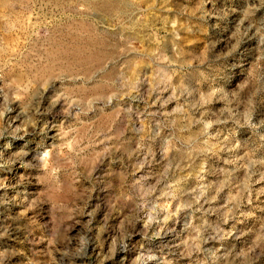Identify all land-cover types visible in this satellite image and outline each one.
<instances>
[{
  "label": "rangeland",
  "instance_id": "1",
  "mask_svg": "<svg viewBox=\"0 0 264 264\" xmlns=\"http://www.w3.org/2000/svg\"><path fill=\"white\" fill-rule=\"evenodd\" d=\"M0 264H264V0H0Z\"/></svg>",
  "mask_w": 264,
  "mask_h": 264
}]
</instances>
